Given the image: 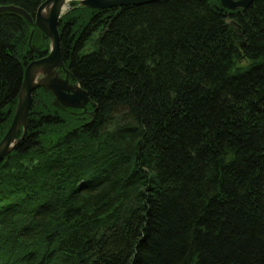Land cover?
Listing matches in <instances>:
<instances>
[{
    "label": "trees",
    "instance_id": "1",
    "mask_svg": "<svg viewBox=\"0 0 264 264\" xmlns=\"http://www.w3.org/2000/svg\"><path fill=\"white\" fill-rule=\"evenodd\" d=\"M58 27L90 102L33 91L0 161V264H264V0L73 1ZM33 29L0 14V139Z\"/></svg>",
    "mask_w": 264,
    "mask_h": 264
},
{
    "label": "water",
    "instance_id": "2",
    "mask_svg": "<svg viewBox=\"0 0 264 264\" xmlns=\"http://www.w3.org/2000/svg\"><path fill=\"white\" fill-rule=\"evenodd\" d=\"M73 0H45L37 10L35 18L29 15L24 9L16 6H0V14L4 12H15L25 17L33 26L29 38V46L33 51L41 55L40 58L31 61L24 73V80L18 95V102L15 114L4 138L0 143V161L21 142L27 133L28 115L33 103V91L36 87H44L51 90L56 100L63 106L69 108H86L90 98L79 84L70 86L68 75L61 50V39L59 22L64 14L66 5ZM159 0H78L79 5L93 9H112L123 6L143 5ZM253 0H220L222 6L228 10L247 8ZM35 28H38L43 35V43L50 42L49 50L44 46L38 48L32 46ZM47 53V55H45ZM59 69L66 72L63 77ZM68 90L70 92H68ZM22 129L20 138L16 139L18 131Z\"/></svg>",
    "mask_w": 264,
    "mask_h": 264
},
{
    "label": "flooded vegetation",
    "instance_id": "3",
    "mask_svg": "<svg viewBox=\"0 0 264 264\" xmlns=\"http://www.w3.org/2000/svg\"><path fill=\"white\" fill-rule=\"evenodd\" d=\"M40 57H41V56H40ZM40 57H39V58H40ZM62 58H63V57H62ZM59 74H60L61 76H63V77L66 76V72L61 71L60 69H59ZM68 81H69V85H70V86H75V85H76V83H75L73 77H71L70 75H68ZM34 90H35V89H34ZM68 92H70V91L68 90Z\"/></svg>",
    "mask_w": 264,
    "mask_h": 264
},
{
    "label": "rangeland",
    "instance_id": "4",
    "mask_svg": "<svg viewBox=\"0 0 264 264\" xmlns=\"http://www.w3.org/2000/svg\"><path fill=\"white\" fill-rule=\"evenodd\" d=\"M73 1H78V0H73ZM73 1H71L69 4L66 5V8H65V10H64V14L69 10V8H70V4H71ZM64 14L62 15V17L64 16ZM62 17H61V18H62ZM60 20H61V19H60ZM40 43H41V44H40V46H41L42 43H43V41L41 40ZM44 46H46V48H47V44H45V43L41 46V48H44ZM49 48H50V44H49L48 50H49ZM45 55H47V53H46Z\"/></svg>",
    "mask_w": 264,
    "mask_h": 264
},
{
    "label": "bare ground",
    "instance_id": "5",
    "mask_svg": "<svg viewBox=\"0 0 264 264\" xmlns=\"http://www.w3.org/2000/svg\"><path fill=\"white\" fill-rule=\"evenodd\" d=\"M40 44H41V43H38L37 46H40ZM24 73H25V72H24ZM23 80H24V76H23ZM22 83H23V81H22ZM32 104H33V103H32ZM31 107H32V106H31ZM30 109H31V108H30ZM29 112H30V111H29ZM10 126H11V125H10ZM7 131H8V130H7ZM5 134H6V133H5ZM5 134H4L3 137L0 139V143H1L2 139L4 138ZM18 138H20V137H16V139H18ZM19 143H20V142H19ZM19 143H18V144H19ZM18 144H17V145H18ZM9 154H10V153H9ZM9 154H7L6 156H4V157L1 159V161L4 160L5 157H7Z\"/></svg>",
    "mask_w": 264,
    "mask_h": 264
}]
</instances>
